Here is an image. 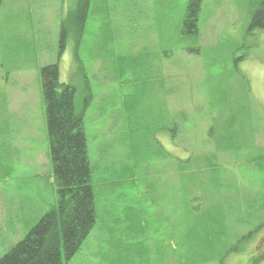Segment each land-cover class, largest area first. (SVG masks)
I'll return each mask as SVG.
<instances>
[{
	"label": "rangeland",
	"instance_id": "1",
	"mask_svg": "<svg viewBox=\"0 0 264 264\" xmlns=\"http://www.w3.org/2000/svg\"><path fill=\"white\" fill-rule=\"evenodd\" d=\"M80 1L0 0V257L57 204L39 74L57 63L96 210L64 264H264L261 0H202L188 34L189 0H89L82 22Z\"/></svg>",
	"mask_w": 264,
	"mask_h": 264
},
{
	"label": "trees",
	"instance_id": "2",
	"mask_svg": "<svg viewBox=\"0 0 264 264\" xmlns=\"http://www.w3.org/2000/svg\"><path fill=\"white\" fill-rule=\"evenodd\" d=\"M201 1H188L183 33L197 31ZM88 5L89 0H81L74 10L80 22ZM250 26L264 28V0L252 12ZM39 74L57 204L0 257V264H64L77 253L96 222L83 113L74 111V89L59 80L57 63L42 66ZM186 252L188 264H203L198 254Z\"/></svg>",
	"mask_w": 264,
	"mask_h": 264
}]
</instances>
